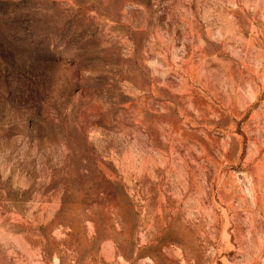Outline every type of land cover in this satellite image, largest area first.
Returning a JSON list of instances; mask_svg holds the SVG:
<instances>
[{"label": "rangeland", "instance_id": "obj_1", "mask_svg": "<svg viewBox=\"0 0 264 264\" xmlns=\"http://www.w3.org/2000/svg\"><path fill=\"white\" fill-rule=\"evenodd\" d=\"M0 264H264V0H0Z\"/></svg>", "mask_w": 264, "mask_h": 264}]
</instances>
